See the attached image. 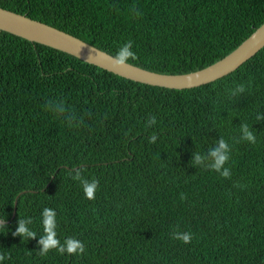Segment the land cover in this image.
I'll return each instance as SVG.
<instances>
[{
    "label": "trees",
    "instance_id": "16d2710c",
    "mask_svg": "<svg viewBox=\"0 0 264 264\" xmlns=\"http://www.w3.org/2000/svg\"><path fill=\"white\" fill-rule=\"evenodd\" d=\"M128 62L200 70L264 23V0H0ZM243 84L245 91H231ZM63 103L73 118L50 111ZM157 123L146 127L150 116ZM264 47L208 84L172 89L127 79L0 29V264H264ZM247 124L256 142L241 139ZM157 136L155 143L149 137ZM223 138L231 178L191 166ZM76 170L99 181L85 198ZM71 174V175H70ZM234 185H242L240 186ZM184 194L186 199L181 200ZM18 206L13 217L15 202ZM80 255H39L41 212ZM35 238L14 235L18 221ZM173 230L191 232L184 244Z\"/></svg>",
    "mask_w": 264,
    "mask_h": 264
},
{
    "label": "water",
    "instance_id": "95a60500",
    "mask_svg": "<svg viewBox=\"0 0 264 264\" xmlns=\"http://www.w3.org/2000/svg\"><path fill=\"white\" fill-rule=\"evenodd\" d=\"M0 29L67 52L127 79L172 89L194 88L222 78L238 69L264 47L263 23L232 52L209 66L188 73L169 74L149 70L128 61L124 65H116L114 55L85 40L46 22L1 6ZM17 206L18 200L15 202L13 217L16 215ZM5 223L7 221H0V224Z\"/></svg>",
    "mask_w": 264,
    "mask_h": 264
},
{
    "label": "clouds",
    "instance_id": "9594fccd",
    "mask_svg": "<svg viewBox=\"0 0 264 264\" xmlns=\"http://www.w3.org/2000/svg\"><path fill=\"white\" fill-rule=\"evenodd\" d=\"M132 42L128 41L116 54L114 57V63L116 65H124L129 58L135 59V53L131 51ZM245 91L244 85H238L234 90L231 91L233 96L238 93H243ZM46 107L53 113L64 116L68 119L69 123L72 122V117L68 114L67 109L63 101H49ZM258 120L264 119V117L258 116ZM157 123L156 117L150 116L146 121V127H152ZM241 139L249 143L254 144L256 142V137L254 133L249 129L247 124H241ZM157 136L155 134L149 137V143H155ZM231 149L229 144L223 139L220 138L217 140L214 147L210 148L206 154L193 153L192 160L190 161L191 166L197 168H203L205 170H211L218 173L221 177L225 179L231 178V169L225 165L230 159L229 153ZM71 175V174H70ZM72 179L79 181L83 193L86 199L94 200L96 192L99 187V181L96 179L88 180L83 177L82 171L76 170L75 174L72 175ZM240 186L242 185H234ZM181 200H185L186 197L184 194L180 196ZM42 224L44 226V235L38 240L39 255L45 256L50 250L55 249L59 254L63 255L65 253L69 255H80L84 254L86 249L84 244L75 238H67L63 244L56 238L55 232V212L52 209L44 208L41 212ZM32 222L31 218L18 221V227L14 235L26 236L34 239L35 233L29 230L27 227L28 224ZM172 239L179 240L184 244H190L193 239V234L191 232H180L178 230H173ZM5 256L0 254V261H3Z\"/></svg>",
    "mask_w": 264,
    "mask_h": 264
}]
</instances>
